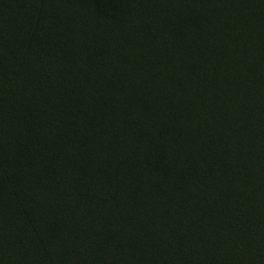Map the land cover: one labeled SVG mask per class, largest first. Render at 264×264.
<instances>
[{
    "label": "trees",
    "instance_id": "1",
    "mask_svg": "<svg viewBox=\"0 0 264 264\" xmlns=\"http://www.w3.org/2000/svg\"><path fill=\"white\" fill-rule=\"evenodd\" d=\"M0 264H264V0H0Z\"/></svg>",
    "mask_w": 264,
    "mask_h": 264
}]
</instances>
